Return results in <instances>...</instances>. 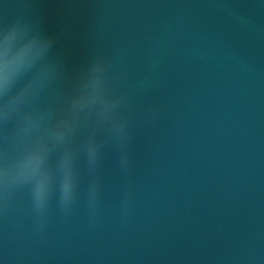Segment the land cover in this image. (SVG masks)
Here are the masks:
<instances>
[{
	"label": "water",
	"instance_id": "water-1",
	"mask_svg": "<svg viewBox=\"0 0 264 264\" xmlns=\"http://www.w3.org/2000/svg\"><path fill=\"white\" fill-rule=\"evenodd\" d=\"M0 264H264V0H0Z\"/></svg>",
	"mask_w": 264,
	"mask_h": 264
},
{
	"label": "clouds",
	"instance_id": "clouds-1",
	"mask_svg": "<svg viewBox=\"0 0 264 264\" xmlns=\"http://www.w3.org/2000/svg\"><path fill=\"white\" fill-rule=\"evenodd\" d=\"M30 45L22 47L12 58L5 56L3 62H0V85H6L8 80L17 70V68L23 64L26 58L29 56Z\"/></svg>",
	"mask_w": 264,
	"mask_h": 264
}]
</instances>
